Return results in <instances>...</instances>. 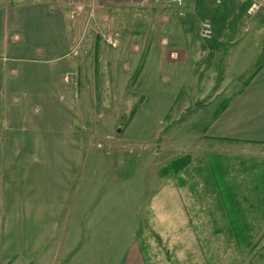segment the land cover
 I'll return each instance as SVG.
<instances>
[{
    "label": "rangeland",
    "instance_id": "374dc122",
    "mask_svg": "<svg viewBox=\"0 0 264 264\" xmlns=\"http://www.w3.org/2000/svg\"><path fill=\"white\" fill-rule=\"evenodd\" d=\"M61 1L79 51L73 81L83 102L79 208L108 195L130 209L71 212L70 224L131 226L133 246L148 264H264V145L205 134L225 88L237 82L227 78V49L218 40L225 29L218 9L226 2L105 9L96 0ZM76 5L83 9L72 18ZM204 22L212 23L209 40L200 34ZM116 30L122 41L112 48L105 35ZM185 155L192 159L178 173L164 170ZM92 234L74 250L76 234H69L61 255L98 264L104 242Z\"/></svg>",
    "mask_w": 264,
    "mask_h": 264
},
{
    "label": "crops",
    "instance_id": "0c3cea01",
    "mask_svg": "<svg viewBox=\"0 0 264 264\" xmlns=\"http://www.w3.org/2000/svg\"><path fill=\"white\" fill-rule=\"evenodd\" d=\"M165 1L96 0L105 9ZM61 2L0 3V264H78L77 255H61L72 232L73 250L88 243V233L104 242L98 264H148L133 246L131 226L70 224L71 212L130 209L108 195L92 208H79L83 102L74 93L80 68L72 52L77 29ZM250 5L230 0L218 9L228 31L218 32L227 49L225 71L237 82L225 88L205 134L264 145V9L250 12Z\"/></svg>",
    "mask_w": 264,
    "mask_h": 264
},
{
    "label": "built area",
    "instance_id": "2783aa9c",
    "mask_svg": "<svg viewBox=\"0 0 264 264\" xmlns=\"http://www.w3.org/2000/svg\"><path fill=\"white\" fill-rule=\"evenodd\" d=\"M229 0H216L217 4H221L223 2H226ZM83 9L82 5H76V8L73 10L71 17H75V14L79 13L81 10ZM98 9L95 6H93L92 8V12L94 14L95 10ZM260 9H264V0H252V4L249 8V11H255V10H260ZM213 27H212V23L211 22H204L200 31L201 37L204 40H209L210 38H212L213 36ZM105 40L106 43L112 47V48H117L120 46L121 41H122V35L121 32L116 30L113 32H110L108 34L105 35ZM73 54H78V48L76 46V44L73 47L72 50Z\"/></svg>",
    "mask_w": 264,
    "mask_h": 264
},
{
    "label": "trees",
    "instance_id": "16d2710c",
    "mask_svg": "<svg viewBox=\"0 0 264 264\" xmlns=\"http://www.w3.org/2000/svg\"><path fill=\"white\" fill-rule=\"evenodd\" d=\"M207 130V127L205 129V131ZM192 159V156L191 155H185V156H182L176 160H172V162L170 163V165L165 168L164 170L166 172H179L181 169H183L187 164L190 163Z\"/></svg>",
    "mask_w": 264,
    "mask_h": 264
}]
</instances>
